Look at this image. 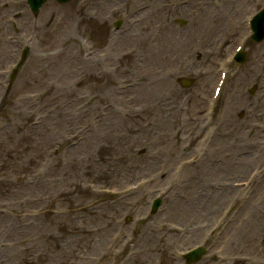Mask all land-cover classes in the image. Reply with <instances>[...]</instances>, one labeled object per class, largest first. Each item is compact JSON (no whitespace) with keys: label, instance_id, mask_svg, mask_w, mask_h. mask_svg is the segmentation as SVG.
Instances as JSON below:
<instances>
[{"label":"rangeland","instance_id":"rangeland-1","mask_svg":"<svg viewBox=\"0 0 264 264\" xmlns=\"http://www.w3.org/2000/svg\"><path fill=\"white\" fill-rule=\"evenodd\" d=\"M105 1L99 15L97 0H47L34 15L25 0H0V264H186L181 254L207 239L191 264H264V41H248L245 62L231 63L203 126L218 61L261 0H219L226 12L210 0L187 10H174L180 0ZM190 15L202 31L188 67L136 80L124 69ZM139 80L149 83L143 101ZM110 110L122 114L118 129ZM252 171L248 185H233Z\"/></svg>","mask_w":264,"mask_h":264},{"label":"bare ground","instance_id":"bare-ground-1","mask_svg":"<svg viewBox=\"0 0 264 264\" xmlns=\"http://www.w3.org/2000/svg\"><path fill=\"white\" fill-rule=\"evenodd\" d=\"M156 0H154L155 2ZM231 2H234V0H231ZM108 3V2H107ZM106 1L104 0L103 3L97 0V5H94V12L99 14H102L105 12V6ZM186 8V7H184ZM217 11L216 10H211L210 15L212 14L213 18H216ZM92 16V15H91ZM196 23V18L193 16L192 17V26L186 29L185 32H168L166 34H162L161 39H164L163 41L159 42H154L151 47L145 46L144 49L142 50L141 55L135 56V61L132 62V64L127 61L124 69H127L128 66L132 67L130 69L131 71V76L138 78L139 75L141 77L152 75L155 73V71L159 70V68H168V67H174V68H186L188 65L192 63L189 49L194 48L197 45V38L196 35L198 34V28L194 25ZM239 25V22H237ZM180 44H183L182 48L179 46ZM155 49V52H152V49ZM243 49V48H242ZM241 49V50H242ZM192 52V51H191ZM150 54H153L151 57ZM181 55L180 58H178ZM2 56V55H1ZM89 59H85V61L89 64L90 62L88 61ZM170 73V68L168 69ZM92 75H96V73H92ZM144 79V78H142ZM137 82V81H136ZM78 83V82H77ZM165 83V82H164ZM149 83L145 82L143 83L142 81H138L137 84L134 86L136 90L138 91V97L139 100L143 99L145 100L146 98L148 99V94H146V88L148 87ZM141 94H140V93ZM264 104V102H263ZM80 110V109H79ZM112 116V120H109L108 124L111 125L112 127L118 129L119 128V123L116 118V116L119 117V115H122L120 113L118 114H113L112 110L109 112ZM139 112L133 113L132 116H138ZM130 122L136 120L138 121V118H129ZM102 124L106 123V119L101 121ZM123 128H126L123 127ZM90 135L87 137V141L90 139ZM227 189L223 191V193H226ZM195 197V194L192 196V198ZM178 211H182L184 209L182 204H177L175 206ZM196 231V230H195ZM194 232V231H193Z\"/></svg>","mask_w":264,"mask_h":264},{"label":"water","instance_id":"water-1","mask_svg":"<svg viewBox=\"0 0 264 264\" xmlns=\"http://www.w3.org/2000/svg\"><path fill=\"white\" fill-rule=\"evenodd\" d=\"M32 2L35 3V9H37V7L39 6L41 0H30ZM60 1H64V0H60ZM200 252L199 251H196V252H191L187 255L189 261H193L195 260L198 256H199Z\"/></svg>","mask_w":264,"mask_h":264}]
</instances>
